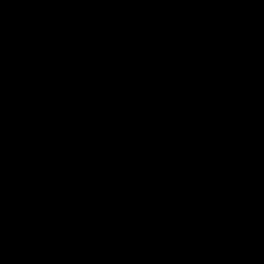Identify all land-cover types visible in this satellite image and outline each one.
I'll use <instances>...</instances> for the list:
<instances>
[{"label": "trees", "instance_id": "obj_1", "mask_svg": "<svg viewBox=\"0 0 264 264\" xmlns=\"http://www.w3.org/2000/svg\"><path fill=\"white\" fill-rule=\"evenodd\" d=\"M126 1L54 0L61 6L60 20L58 21L55 20L58 17V14L55 13L56 5L47 7L41 4V0L33 3L31 0L29 23L39 20L44 11L54 9V18L52 14H47L44 17L47 18L48 23L55 24L54 29L50 32L53 36L59 34H55V32H60V34L79 32L78 28L81 24L86 23L85 20L89 17L108 21L107 28L101 29L91 36L92 45L98 50L104 48L97 42L103 40L107 41V44L109 42L107 52L102 55L106 59L99 64L100 69L96 70V72L103 71V74L95 73L93 75L85 67L79 69L78 72H64L67 71L65 68L70 66L68 60L77 58L75 55L68 56V58L64 55L50 58L47 61L46 70H41L40 73H37V69L31 70L35 73L33 76H37L34 84H41V86L35 88L32 84L33 93H30L24 87L18 86V83L13 84V81L5 79L7 71L0 69L1 112L6 114L4 107H7V100H20L18 107H40L43 104L46 117L42 116L43 119L40 117V124L52 121L58 129L64 132L65 140L68 142L89 143V141L105 137H107L105 139H110L112 127L116 124L122 132L114 130L111 140L125 147L143 151H147V141L156 136L155 125L152 123L155 120L173 116L177 111L204 113L214 116L215 122L206 126H195L189 135L183 137L184 149L174 156V161L186 162L193 158L198 168L236 167L241 172L258 164L262 153L258 152L259 144L256 141L252 142V138H255L260 130L259 141L264 139V99L257 97L254 90L257 86H249L245 82L244 85L247 88L242 89L238 94L233 96L231 92L225 93L222 98L217 100H208L202 94L205 85H214L215 88H222V91L230 84L232 78L246 76L247 72L254 68L258 69V85L264 88V24L258 27H249L243 23L242 27L238 25L236 30L232 26L225 27L223 25V28L220 29L222 25L216 28L213 21L208 19L210 15H207L205 21L202 18L199 20L198 39L191 43L190 35L195 24L188 21L183 27H174L172 22L180 16H183L181 19L191 18L192 14L197 13L198 10L203 11L204 8L209 13L210 7L213 5L223 7L226 12H231L234 7L230 8L229 1L242 3L243 6L239 9L243 11L250 1L257 4L262 0H157L158 3L151 7L152 17L157 19L155 24L157 30L148 38V44H151L150 46L154 43L159 46L167 45L166 43L170 40L177 42L180 38H184L183 43L193 46L188 57L177 59L166 67L156 59L158 57L153 54L152 50L150 51V46L146 44V38L141 36L136 38V34L131 31V25L137 23L136 14L127 11L124 3ZM75 2L78 5L75 6ZM156 9H158L157 12ZM185 9L187 13H183ZM141 22L144 27L146 21ZM152 25H150V29ZM57 28L58 31H56ZM33 31L28 32L33 33ZM39 34L41 32L36 33L37 37ZM217 35L224 37L233 46H249L254 57L252 59L231 57L225 51H219L204 41V37ZM129 36L136 38L135 54L132 56L125 54L126 48L123 50H120L121 48L113 49L114 44L122 46ZM32 39L33 37H29V41ZM26 47L28 44L21 46V49ZM215 56L219 57L218 61L214 62L217 65V77L211 79L199 75L197 71L209 66ZM87 57H82L84 65H87L90 60ZM53 61L55 64L51 63ZM104 68L105 70H102ZM24 80L28 81L27 85L33 82L32 78H24ZM45 88L59 90L50 93L49 98L53 94L61 93L60 98H47V102H42L40 91ZM25 110L27 108L23 109V112ZM18 114L24 121L35 125L37 117L28 115L27 111L24 114L20 112ZM114 135L123 136L124 142L117 141L113 137ZM240 149L254 150V154L251 157L244 156L238 160L233 159L239 155ZM26 155L6 162L5 166L10 169L9 174L11 175L12 172L14 174V182L22 183L25 178L42 180L48 174L59 173L62 177L53 182L57 189L62 186L68 188V184L75 183L79 175H83L80 184L86 190L100 184L102 180L121 184L119 179L122 176L110 170L105 164H95L94 158L88 156L70 154L54 146L36 148ZM75 162H78V165H74ZM67 173H73L74 178L66 179ZM86 174H91L93 180H84ZM124 180L129 183L127 179ZM144 189L145 187L143 191ZM91 192V190L81 192L79 197H93ZM161 194L165 198V202L161 200L162 197H157L156 200L151 193L145 197L144 194H127L123 197L130 198L150 209H158L163 206L166 210L189 212L202 219L203 224L210 228L212 227L209 222L213 220L211 217L213 214L220 215L218 219H223L220 223H225L224 221L230 220L228 217L231 216L229 214L231 211H239L238 214H241L245 209L258 208V203L240 202V204L229 203L212 210L211 206L219 205V203H207L202 208H197L195 205L185 202L187 209H182L181 205L185 203ZM224 229L234 231L227 226L216 230ZM216 233L215 230H212V236ZM237 239L233 236L230 240L215 244L213 247L209 244L197 248L192 247L189 260L172 264H223L218 256L225 253L226 249L230 250L229 256H231L226 264L237 262L240 256L250 252V247L247 244L233 249ZM248 239V242L255 241L251 238ZM260 240L264 241V238H260ZM228 241L231 243H227ZM257 245L259 247H256V250L264 249V245Z\"/></svg>", "mask_w": 264, "mask_h": 264}, {"label": "water", "instance_id": "obj_2", "mask_svg": "<svg viewBox=\"0 0 264 264\" xmlns=\"http://www.w3.org/2000/svg\"><path fill=\"white\" fill-rule=\"evenodd\" d=\"M142 0H131L126 8L133 11L145 8ZM14 4V3H13ZM9 1L0 0V9L10 7ZM132 6V7H130ZM223 25L220 26V29ZM204 41L218 50H227L229 56L235 58L252 59L253 53L249 46H233L222 36H207ZM191 46L169 45L157 46L155 53L161 58L176 60L188 57ZM198 70L204 76L210 68ZM61 96L53 94L51 98ZM50 98V99H51ZM1 108V103H0ZM167 119V118H162ZM160 120V119H158ZM54 146L70 154L88 156L104 162L118 174L133 180L138 184L156 183L160 190L179 201L196 204L219 202L225 198H235L258 192L264 188V157L258 164L245 172L236 167L218 169L213 167L198 168L195 159L177 162L173 158L183 146H170L160 140L147 141L148 153L132 147L115 144L110 139H98L93 142H66L65 134L52 121L40 125H31L20 116H4L0 114V162L25 156L40 147ZM264 154V141L259 145ZM30 209L31 211H25ZM74 213L97 216L110 220L111 224L102 229L111 233V238L125 241L148 239L150 241H170L184 239L193 247L206 242L212 233V228L206 227L203 221L195 216L181 214L164 209H150L134 203L109 201L107 199H80L73 201H55L34 204L14 212L18 229L0 236V241L15 239L20 244L23 231L34 229L38 223L32 219L35 214L48 216L49 214ZM12 213L0 214V222L7 225L12 219ZM126 223V225H123ZM218 228H225L229 223H221ZM255 225L261 237H264V213L255 216ZM35 227V228H37ZM232 229H235L230 225ZM18 238V239H16ZM55 237L36 240L31 247L14 246L12 249L30 251L40 254L47 248Z\"/></svg>", "mask_w": 264, "mask_h": 264}, {"label": "flooded vegetation", "instance_id": "obj_3", "mask_svg": "<svg viewBox=\"0 0 264 264\" xmlns=\"http://www.w3.org/2000/svg\"><path fill=\"white\" fill-rule=\"evenodd\" d=\"M3 1H9L11 4L13 3L14 4L10 7H3L0 9V29L2 30L1 33H4L3 31L9 32L13 30H17L19 32V34L14 35L16 36V40H14V43L18 48L17 52L12 54L11 56L6 57V60L9 61L10 64L13 66L15 75H17L20 78H26L27 76L35 74L34 72H31L32 69H37L38 71L46 70L48 59L57 58L62 55L66 56L67 58L68 56H74V55L77 56V58L74 59L70 58L68 60L70 66H67L65 68V70L67 71L78 72L79 69L85 67L87 68V70L89 69L93 75L95 73L103 74L102 73L103 71L96 72V70L100 69L99 63L96 64L97 62L96 59L97 56L101 57L104 52H107V50L105 49L98 50L94 47V45H92L91 36L94 35V32L96 30H94V28L89 26V24L94 25V22L81 24L80 28H78L79 32L77 33L60 34V32H55V34L56 33L59 34L57 36L56 35L53 36L52 34H50V32L52 29H54L55 24L48 23L47 18L44 17L47 14L50 15L52 14L53 17L54 9L51 8L48 11H44L42 15H40L39 20H34V22L29 23L28 21L29 16L25 18L22 17V15L24 13L29 12V8H30L29 5L31 0H3ZM129 1L131 0H128L127 2ZM142 2H144L145 4V8L143 10L139 7V8H135L133 11H129L126 8V3H125V8L129 12L139 15V19L146 21V24L144 25L145 30H150V25L154 24L151 26V30L154 31L157 29V26L155 25L157 23V19L153 18L151 15L152 0H142L140 3ZM58 4L59 3H57L56 5L58 6ZM55 13L58 14V17L55 20L59 21L60 20L59 17L61 14V7L55 8ZM30 30H34L33 33L32 32L29 33L28 31ZM56 31H58V28L56 29ZM38 32H41V34H39V36L37 37L36 33ZM217 36H221V35H217ZM29 37H33V39L29 41ZM129 37L127 38L128 41H129ZM27 44L28 47L21 49V46ZM126 46H127V42L122 43L120 50L125 49ZM161 46H169V45H161ZM156 47L152 49L153 54H155L157 57H159L162 60H170L167 58L163 59L158 54H156L154 52ZM114 48L116 50L119 49L117 45L114 46ZM219 51H225L226 54H229V52L226 49ZM80 56L83 57L88 56L87 58L90 59L91 62L87 63V65H84L82 61L83 58L79 59ZM102 70H105V68ZM204 76L211 79L217 77L216 67L207 70ZM251 80L253 85L257 86V88H260L259 87L260 85H258L257 82L258 78L256 76H254ZM239 85L243 86L244 84L242 82ZM40 86L41 84L40 85H37V83L34 84L35 88H39ZM185 114L192 116L193 113L185 112ZM174 117H176V115L173 116V118ZM169 119L170 117H168L167 119L155 120L153 122V124L155 125L156 136L152 137L151 139L160 140L170 146H177V145L183 146V142H182L183 137L189 135L193 131L195 126H206L211 124L210 122H204L202 120H198L197 118L193 119L191 117H186L182 123H176L175 125L176 127H173L172 124L167 125ZM183 149L184 146L182 150ZM144 152L148 153V149L147 151ZM103 164L105 163L103 162ZM107 167L110 170H112L109 166ZM7 169L9 168H4L3 166L0 165V214L6 212L12 213V217H11L12 219L10 220V222L8 220L7 225L0 222V236L3 234H9L11 232H14L16 229H18V226L16 225V221L14 220L15 218L14 212L16 211H18L19 214V211L21 209H24L28 206H33L34 204H40L44 202L80 200L76 198H70V199L39 198L38 200H30L29 197H26L23 203L14 205L13 198L16 197L18 199L19 197H22V199H24L23 197L24 194H21L20 190L18 191L17 194H15V192H12L11 188H13V184H12L13 177L9 174V171H7ZM114 172L118 174L116 171ZM118 175L122 176L120 174ZM124 179H127L129 183H127ZM119 181L121 182V184L119 183L117 186V190L114 189V192H112V194H115L117 198H112L111 196H105V197L92 198L91 200L107 199L109 201L128 202L142 206L139 203H136V201L123 199V195H127V194L132 195L133 193H139V192L143 193V187H145L148 184L145 185L138 184L133 180H130L124 176H122V178L119 179ZM122 184H126V185H122ZM50 188L52 191H55L58 194L60 193V190L57 189L55 185H50ZM45 190L47 189L43 188L42 191ZM244 197L245 199H247L246 201L247 203L250 202L258 203L259 205H261V207H264V188L256 193L249 194L246 196L225 198L219 201L218 203H228L229 201L232 200L235 202L234 204H237L240 202H245L240 199ZM81 199H89V198H81ZM9 200L10 203L6 206ZM183 202H188V201H183ZM189 204L195 205V207L197 208H202L203 206H205V204L200 205L192 202H189ZM159 209L160 208H158L157 210ZM251 209L253 210V208ZM248 210L249 212L251 211L250 209ZM258 210L260 209H257V211H251V214H249L248 212L247 217L248 218L251 217L249 223L251 226L250 230H246L243 228L240 230L236 224H232L229 220L224 222L229 223L230 225H232V227L234 226L233 228L235 229H232L230 226L228 227L234 230L233 232L237 233V235L239 234L240 236V234L242 233L247 240H249L248 238H251L254 239L255 242H258L260 238H264L259 235L255 225V216L261 213ZM25 211L29 212L31 210L26 209ZM179 213L192 215L190 213H182V212ZM239 216H241L240 217L241 219L245 217L244 214H240ZM32 219L36 220V222L38 223V227L37 225H35L34 229L23 231L20 234L21 236L20 244L22 246L32 248L36 240H40L41 238L55 237V242L51 243V245L53 246L51 248H47L42 253L37 254L30 251L31 248H28L29 250L27 252L26 251L23 252L18 249H12V247L20 245L19 243L16 244L15 239L0 241V259L6 260V262L3 264H61L62 260H66V262H68L70 259L75 258L74 260H76V258H79V256L82 257L81 260L84 259V261L79 264H123L124 261H128V260L131 261L133 258L136 259L137 262L139 258H137L136 256H128V255L137 254V253L139 254L141 252V246L139 248L138 245H141L142 243L150 244L157 242V241H150L145 238L141 240H133V241L113 239L111 238V233L104 232V230H102L107 228V225L111 224V221L92 215L74 214V213H60L56 215L52 213L49 214L48 216H40V214H35L32 216ZM123 225H126V223H123ZM78 229L81 230L77 231ZM176 241L187 243V241L184 239H176V240H170L164 242L172 243ZM145 250L146 249H144V251ZM101 255L102 257H100ZM262 261H263L262 264H264V260ZM125 264H127V262Z\"/></svg>", "mask_w": 264, "mask_h": 264}, {"label": "rangeland", "instance_id": "obj_4", "mask_svg": "<svg viewBox=\"0 0 264 264\" xmlns=\"http://www.w3.org/2000/svg\"><path fill=\"white\" fill-rule=\"evenodd\" d=\"M36 1L37 0H32V3L36 2ZM77 1L79 2V0H77ZM126 2H124V3H126ZM157 3H158L157 0H152V6L157 4ZM41 4L45 5L47 7H51V6L54 7L57 4V2H54V0H41ZM74 5L75 6L78 5V3L75 2ZM229 5H230V8L234 7L231 10V12H226V10H224L223 7H219L218 5H213L212 7H210L209 13H207L206 8H204L203 11L198 10L197 13L192 14L191 18L181 19L183 16H180L178 19H176L174 22H172V26L183 27L188 23V21H190V22L192 21L195 24V27H194L191 35H190L191 36V43H193L192 41H194L195 39L197 40L198 39L197 35H199V32H198L199 23L198 22L201 18H202V20L205 21V18L207 15H210L208 17V19L213 21L216 28L219 27L220 25H225V27L229 25L230 27L232 26V28H234V30H236L237 26L241 25V27H242L243 23L249 27H258V26H261L262 24H264V0H262L261 2H259L257 4L250 1V3L246 6V9L243 11H240V9H239L243 6L242 3H236L233 1H229ZM58 7H61V6L58 4V6L56 5V8H58ZM217 7H218V9H217ZM137 8H139V7H137ZM157 10L158 9H156V12H157ZM202 12H203V14H202ZM183 13H187L186 9ZM30 14H31V11L29 8V12L24 13L22 15V17L27 18L28 16H30ZM185 17H186V15H185ZM85 21H87V22L83 23V24L94 22V25L89 24V26H91L92 28H94V30H96L94 33L98 32L101 29L107 28L106 23L108 21L106 19H101V18H95L94 19V18L89 17ZM136 21H137V23H133L131 25V31H133L136 34V38H137V36H141V37L146 38V41H147L146 44H148V38L153 33H155V31L157 29L154 31L151 29L145 30L143 27V24L141 22L143 20L139 19V15H136ZM1 31L2 30L0 29V34H1L0 35V69L7 71L5 79H8V81L11 80V82L13 81L12 82L13 84L18 83L17 84L18 86L24 87V89H26L28 92L33 93L32 84H34V82H36L37 76H33V74L30 76H27L26 78H32V81H33L27 85L28 81L24 80V78H20L17 75H15L14 70H13V66L10 64L9 61L6 60V57L11 56L12 54L16 53L18 50V48L16 47V44L14 43V40H16V36H14V35L19 34V32L17 30H13V31H9V32L3 31L4 33H1ZM159 31L161 33H163V31H161V30H159ZM136 38L134 36H130L129 41L128 40L125 41V42H127V46L125 47L126 48L125 54H128L129 56H132L133 54H135ZM106 42L107 41L103 40V41H100L97 43L102 44V47L105 50H107L109 48V42H108V44ZM183 42H184V38H180L177 42L170 40L166 44L171 45V46L187 44V43H183ZM116 45L117 44H114V46H116ZM150 45L151 44H148V46H150ZM154 45H155V43L152 46H150V51L153 48H155L157 45L159 46V44H156L155 46ZM117 46L119 48L121 47L119 45H117ZM189 46H191V48L193 49L192 44H190ZM113 49L116 50L115 48H113ZM82 57L83 56H80L79 59H81ZM105 59L106 58H103L102 56L101 57L97 56L96 64L102 63ZM156 59L160 60L162 62V64L164 65V67L171 65L172 62L175 61V60H162L159 57ZM218 59H219V57L215 56L213 58L212 63L217 62ZM89 62H91V61L89 60L87 63H89ZM51 63L55 64L54 61ZM212 63L209 65L210 67H212L215 64V63L214 64H212ZM252 64H254V62H252ZM209 66H207V67H209ZM64 72H68V71H64ZM37 73H40V72L38 71ZM254 76H256L259 79L257 68L249 70L247 72L246 76H242L240 78H232L230 81V84L228 86H226L222 91H221L222 88L221 89L215 88L214 85H205L202 95H203V97H205L208 100L220 99V98H222V96L225 93H229V92H231L232 95L234 96L235 94H238L240 91H242V89L247 88L246 85H243V86L239 85L242 82H243V84H245V82H247L249 86H253L251 79ZM243 79H244V81H243ZM257 82H258V80H257ZM259 87L260 88H257V87L254 88L255 93H256L258 98L264 99V88L262 86H259ZM57 91H59V90H54V89L52 90L51 88L50 89L45 88V90L44 89L41 90L40 91L42 94L41 101L42 102L46 101L47 98L50 97V93L57 92ZM57 98H60V97L59 96L54 97V99H57ZM19 104H20V100H18V99L17 100H10V101L7 100V107H4L6 114L2 113L1 110H0V114H2L4 116H11V115H15V114L20 115V114H18L19 112L24 114V112L27 111L28 115L37 117L36 121H35V125L40 124V122H39L40 117H42V116L46 117V115L44 113L43 104H41L40 107H18ZM25 108H27V110H25L23 112V109H25ZM175 115H176V117L173 118V116H175ZM173 116H170V119L167 122V125L172 124L173 127H176L175 126L176 123H182L186 117H191L193 119L197 118L198 120H202L204 122H210V123L215 122L214 116L212 117V116L206 115L204 113H201V114L200 113H193L192 116H190L188 114H185L184 111H177L176 114H174ZM43 117L41 119H43ZM112 129L113 130H111V138H112V133L114 130L122 132L119 129V127L116 126V124L112 127ZM113 137L119 142H124L123 136H117V135L115 136L114 135ZM105 138H107V137H105ZM105 138H103L101 140H104ZM259 140H260V130H258V135L255 138L254 137L252 138V142L256 141L259 144L264 139H262L261 141H259ZM92 141H94V140H92ZM46 147H49V146H46ZM40 148H45V147H40ZM258 152H260L259 149H258ZM253 154H254V150L240 149L239 155H236L235 157H233V159L238 160V159H240V157H244V156L251 157V156H253ZM26 156H28V155H26ZM263 156H264L263 154L260 155V158L262 159ZM19 158H21V157H19ZM19 158H17V159H19ZM7 161L0 162V165L3 166L4 168H9L8 166H5ZM94 163L95 164H103L102 161L97 160V159H94ZM74 165H78V162H75ZM7 171L10 172V169H7ZM11 175H12V177L14 176L13 172ZM61 177H62V175L59 173H51V174H48L42 180H39V178L38 179L37 178H25L24 182H22V183L14 182V177H13V183H12L13 188H11L12 192H15V194H17L18 191L20 190L21 194L26 195V196L23 195L24 199H22V197H19L18 199L16 197L13 198L14 205L23 203L25 201L26 197H29L30 200H38L39 198H42V199H46V198H60V199L61 198H63V199L64 198H68V199H70V198H76V199L89 198V199H92V198L105 197V196H111L112 198H117V196L115 194H112V192H114V189L117 190L118 184L110 183V182H107L106 180H102V181L100 180L101 181L100 184L94 185L93 188L88 189V190L92 191L91 195L93 197H86V196L79 197L81 195V192L83 193L85 191H88L85 189V187L81 186V184H80V182L82 181L83 175H79L78 179L75 183H69L68 188L65 186L60 187L59 188L60 193L58 194L55 191L51 190L50 185H53V182L57 179L59 180ZM73 178H74L73 173H67L66 179L71 180ZM84 180H93V177L91 174H86V176H84ZM43 188H46L47 190L42 191ZM64 192H65V194H63ZM160 192L165 194L163 191L160 190L158 185L151 183V184H148L145 186L143 193L139 192V193H133V194L134 195L144 194L143 196L145 197L151 193L152 197H155L157 200L158 198H161L163 196ZM128 195H130V194H128ZM123 199L132 200L130 198L126 199V197H123ZM240 199L245 201V202L247 201V199H245V197L240 198ZM161 200L163 202L166 201L165 198H163V197L161 198ZM179 202L185 203L183 201H179ZM9 203H10V200L7 202L6 206ZM187 203H189V202H187ZM215 203H218V202H215ZM229 203L234 204L235 202L231 200L228 203H219V205H213V206H211V208L213 210V209L219 208L220 206H226ZM178 204H180V203H178ZM185 205H186V203L181 205L182 209H187V208H185ZM251 205H253V204H251ZM142 206H144V205H142ZM255 206L257 207V205H255ZM144 207H146V206H144ZM160 209H164V207L162 206V207H160ZM257 209H260L258 211H260L261 213H264V207H261V205H259V204H258V208L254 207L253 210L252 209H250V210L251 211H257ZM251 211L249 212L248 209H245L243 211V213H241V214H244V216H245L242 219L240 218L241 216H239L240 214H238L239 211H231V212H229V214L231 215L230 217H228L230 219L229 221L232 224H236L240 230L242 228L246 229V230H250L251 226L249 223H250L251 217L248 218L247 215H248V212H249V214H251ZM181 212H186V211H181ZM219 216L220 215H215V214L211 215V217H213V220H211L209 222V225L212 227V230H215L217 233L214 234L213 236L211 233L210 237L207 238L205 243L200 244L194 248H197V247H199L201 245H205V244H209L211 247H213L215 244H218V243L226 241V240H230L233 236H235L238 239H237V242L233 245V249H236L238 247H241L242 245L247 244L248 247H250V252L240 256L238 258L237 262L236 261L230 262V264H262V262H263L262 260H264V249L260 248L259 250H256L255 248L259 247L257 244H259L260 246H263L264 241L259 240L258 242H255V241L254 242L253 241L248 242L242 233H241L242 235L240 234V236H239V234L238 235H237V233L233 234V232H231L227 229L226 230H216L220 226L219 223L223 220L221 218L218 219ZM234 218H236V219H234ZM226 226L228 227L230 225H226ZM227 243H231V241H228ZM138 246H139V248L141 246V252L139 254L138 253L137 254H129L128 253L129 254L128 256H136L137 258H139V260H138L139 262L138 261L136 262V259L133 258L131 261L130 260L124 261L123 264H125L126 262H127V264H172L174 262L189 260L191 257V253H192V247L190 244H188L186 242L185 243L179 242V241L172 242V243H167L164 241H157L156 243H150V244L142 243L141 245H138ZM144 249H146V250L144 251ZM229 251H230L229 249H226L225 253L218 256L220 261L223 264H226L228 262V259L231 257V256H229L230 255ZM150 253H153V254H150ZM100 257H102V255ZM81 258L82 257L79 256V258H76V260H74L75 259L74 258V259H70L68 262H66V260H62L61 264H79V263L84 261V259L81 260ZM84 258H85V256H84ZM5 262H6L5 259H0V264H3Z\"/></svg>", "mask_w": 264, "mask_h": 264}]
</instances>
